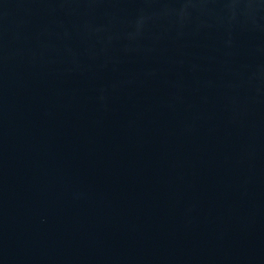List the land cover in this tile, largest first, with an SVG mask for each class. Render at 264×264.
Returning a JSON list of instances; mask_svg holds the SVG:
<instances>
[{
	"label": "water",
	"instance_id": "1",
	"mask_svg": "<svg viewBox=\"0 0 264 264\" xmlns=\"http://www.w3.org/2000/svg\"><path fill=\"white\" fill-rule=\"evenodd\" d=\"M0 264H264V0H0Z\"/></svg>",
	"mask_w": 264,
	"mask_h": 264
}]
</instances>
